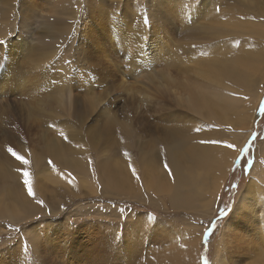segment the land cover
<instances>
[{"label":"rangeland","instance_id":"1","mask_svg":"<svg viewBox=\"0 0 264 264\" xmlns=\"http://www.w3.org/2000/svg\"><path fill=\"white\" fill-rule=\"evenodd\" d=\"M196 1L76 0L72 13L64 1L56 10L49 0H12L10 5L0 0V168L5 172L0 204L6 195L14 210L10 216L0 205V264H222L219 250L223 264H264L249 252L255 247L249 246L252 238L264 243L263 213L243 218L247 231L229 226L251 183L264 209V77L257 79L260 97L252 117L230 109L225 118L204 119L178 104L170 91L158 88L141 99L121 84L134 79L148 84V70L163 64L195 80L204 60L199 52L207 55L222 41H256L245 30H237L234 39L204 31L213 23L227 30L245 14L256 17L252 0H215L195 16V3L203 4ZM116 12L126 15L131 27L146 23L149 38L159 34L162 47L150 48L155 56L146 55L148 66H134L115 38L126 25L112 32L103 27L102 18L108 27L113 20L120 23ZM260 67L255 73H264L263 60ZM243 96L253 101L247 92ZM186 135L187 147H195L197 136L202 145L226 153L219 162L221 180L212 181L211 190L205 185L195 203L177 200L172 179L155 180L154 186L153 173L140 166L142 155L154 154V164L161 162L172 176L169 151L178 146V136ZM241 136L245 140L238 149ZM60 146L65 158L84 164L83 170L55 155ZM117 155L125 167L140 169L137 183L110 177V169L121 166L114 164ZM2 186L12 187L19 199L9 198L12 191L3 192ZM243 210L236 212L240 219L249 214Z\"/></svg>","mask_w":264,"mask_h":264},{"label":"bare ground","instance_id":"2","mask_svg":"<svg viewBox=\"0 0 264 264\" xmlns=\"http://www.w3.org/2000/svg\"><path fill=\"white\" fill-rule=\"evenodd\" d=\"M4 1L7 3V5H10L12 2V0H4ZM49 1L54 6L52 9L55 8L57 10L58 7L61 5L62 1H64L63 4L66 3L67 5H69L70 8L72 9L71 11L72 13H74L73 11H75L72 5L76 0H49ZM245 1H250V0H245ZM208 4H211V6H215V0H203V4L195 3V16L198 14L200 7L204 8V10L207 11L209 9ZM252 5L257 9L256 17H249L247 14H245L244 17L233 19L231 21L230 28L229 29L226 28L227 30H223L222 25L218 26L215 23H213V26H210L208 31H206L207 29L204 31L210 36L215 35L217 37L220 35L230 34L233 36L234 39V37L235 38L237 37L235 35L237 30H245L247 31L245 35H249V34L254 35L256 41L247 42L244 44L236 43L235 41L232 42L222 41L220 43H217L216 45L214 44V46H210L206 51L207 55L206 53L199 52L201 53L202 56H204L203 58L204 60L200 68L199 74L195 78V80H191L185 77L180 71L178 73H174L166 64H163V66L160 69H157L156 71L154 70L152 71L148 70V72L146 71L150 75V79H147L148 74L145 75L148 84H139L140 80L135 81V79L131 82L122 80L121 84L127 85L126 89L131 96L133 94L140 95L141 99L151 98V96L148 94L153 93V91H156V89L158 88L162 90L170 91L173 94H175L176 102L178 101V104L184 103V105H186V108L191 109L192 111L195 112V114H197L199 117L204 119L205 117L207 119L209 117L225 118L228 110L230 109H236L238 115L248 114L250 117H252L254 114V110H253L254 106L256 105V102L260 97L261 88L260 86H257V81L260 78L262 79V77H264L263 72L255 73V69H254L255 67H257L260 68L261 70L262 68L260 67V60H263L264 62V1L252 0ZM62 8L65 9V6L63 5ZM211 9H213V7H211ZM190 12H192V10H190ZM116 13L119 14V12ZM118 14L115 15L116 18H118V20L120 21L119 24H117V20H113L111 26L108 27L106 23L107 21L104 20V18H102L100 19V21L104 24L103 27L107 30L109 29V31L112 32L117 30L116 29L117 26L121 27L122 25H126L125 30H123L122 28L121 33L114 34L115 38L118 40L119 44L125 47L127 56L128 58L132 59L133 63L132 62L131 63L134 66L140 67V64H143L145 67L148 66L150 63L149 60H151V58L147 57L146 55L148 53L153 55V52L151 51L150 48L155 45L161 46L162 44L161 39L157 40V36L159 34L155 32L154 34L155 36L152 37L150 34L151 38H149L148 36L149 27L148 28L146 27L147 25L146 23H141L138 25L133 24L134 27H131V23H130L131 20L121 12L119 15ZM217 15L218 14L216 13V16H214L213 18L216 19V17H218ZM90 17H92V15ZM98 24H99V20H98ZM94 25L98 26L95 23V21H94ZM200 25L198 26L201 27ZM101 30H103V28H101ZM91 37H93V35ZM201 38H203V36ZM147 41L148 44H146ZM146 45L147 47L145 49ZM161 50H166V49L163 48ZM199 53L197 54L195 51V56L192 57V59L195 58L196 60L199 56ZM213 54H215L214 57L212 56ZM128 82L130 83L127 84ZM143 92H146L147 94L145 95L148 96L144 98ZM245 92L253 96L252 102L245 101V97L243 96V93ZM198 136L200 137L202 136V134L198 133ZM188 138H189L188 135H186L185 137L178 136L177 138L178 146H175L173 144L174 147L169 151L168 155L170 157V170L172 171L171 172L172 176L168 172H164V169L161 166V162L159 166H156L154 164V161L156 162L157 160L155 159L154 154H151L150 156L148 154L149 157L147 158L143 157L142 155L140 166L141 169L146 170L149 173V176L151 175V173H153L152 176L153 183L155 180L156 181L162 180L168 182L171 179H172V183L176 182L174 189V196L177 198V200L189 201L190 203H195V196L201 193L205 185L209 187L211 190L212 181L219 182L221 180L222 168L219 162L225 160L226 153L216 148L202 145V142L199 140L197 136H196L197 143L195 141L196 143L195 147H187ZM244 140L245 138L243 139L242 136L236 139L237 142L236 144L238 149H240V147L242 148L244 144ZM55 152H56V154L54 153L55 155L60 154V157L64 160V162L67 165L70 164V166L72 167L81 168V170H83L84 164L82 162L76 159L65 158L64 150L62 149L61 146L60 149ZM236 154L237 152L235 150L231 154V156H235ZM123 160L124 158L118 157V159L116 158L114 164L117 165ZM215 165H216L215 176H213L212 170L214 169ZM139 170L140 169L138 167L133 168V165L131 164L126 165V167L125 165L121 164V166L116 167V169H110L109 173L112 179L118 177L121 179L131 180L137 183L140 175ZM4 173L5 172H3L0 168V174L3 175ZM202 174H204V176ZM155 185L156 184L154 183V186ZM5 189L6 186L1 187V190L3 192L12 191L13 188L8 187V189L6 190ZM9 198H14L18 200L19 195L14 197L12 191ZM1 199L3 201V203L0 204L3 205L2 213H6V209L8 207L7 196L3 195ZM262 202L263 200L259 192V189L256 188L254 183H251L249 189L247 188L242 198L239 200L238 209L236 211L240 215V211L244 209L241 214L246 212H249V214H243L242 219H240L237 217L239 215L236 216V212L233 213L229 226L232 227L235 225H239L240 227L242 226V228H244L245 231H247L246 229L247 225L242 224L243 218L245 216H249V218L257 219L262 213L264 218V209L261 208ZM8 214L10 216L14 215V210L12 206L8 207ZM261 225L262 228L264 229V223H262ZM255 236H258V232H255ZM262 241L263 239L259 237L252 238L251 241L252 243L249 246L255 245V247H253L251 251L249 250V252L254 251L256 254H258L261 260H264V243L259 244V242ZM224 261L225 259H223V256L219 250L217 255V262H222L223 264Z\"/></svg>","mask_w":264,"mask_h":264},{"label":"snow or ice","instance_id":"3","mask_svg":"<svg viewBox=\"0 0 264 264\" xmlns=\"http://www.w3.org/2000/svg\"><path fill=\"white\" fill-rule=\"evenodd\" d=\"M261 112L264 113V107L261 108ZM234 147V146H232ZM9 152H11V154L16 157L18 160H21L23 163L27 164L29 161L27 159H25V157L21 156L19 153H17L16 151H14L12 148H9L8 149ZM28 172L25 171L24 172V176L25 177H28ZM25 183H28L29 184V193L31 194L32 193V188H31V184H30V181H28L27 179L25 180ZM40 203H43L42 201Z\"/></svg>","mask_w":264,"mask_h":264}]
</instances>
